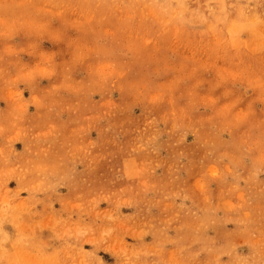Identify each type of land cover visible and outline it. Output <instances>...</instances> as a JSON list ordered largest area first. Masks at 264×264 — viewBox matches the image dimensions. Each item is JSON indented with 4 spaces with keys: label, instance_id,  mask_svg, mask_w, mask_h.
<instances>
[{
    "label": "rangeland",
    "instance_id": "rangeland-1",
    "mask_svg": "<svg viewBox=\"0 0 264 264\" xmlns=\"http://www.w3.org/2000/svg\"><path fill=\"white\" fill-rule=\"evenodd\" d=\"M0 264H264V0H0Z\"/></svg>",
    "mask_w": 264,
    "mask_h": 264
}]
</instances>
